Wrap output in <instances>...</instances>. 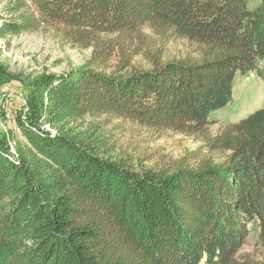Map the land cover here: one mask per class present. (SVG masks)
Masks as SVG:
<instances>
[{
	"label": "trees",
	"instance_id": "obj_1",
	"mask_svg": "<svg viewBox=\"0 0 264 264\" xmlns=\"http://www.w3.org/2000/svg\"><path fill=\"white\" fill-rule=\"evenodd\" d=\"M32 3L40 20L0 23V36L63 26L94 57L27 79L0 63V127L9 86L27 93L15 118L26 145L0 129V264H264L237 260L252 226L264 248V105L209 132L239 77L264 79V0ZM146 28L197 44L200 57L131 67ZM118 50L125 62L107 73ZM87 115L199 135L209 153L136 171L71 131Z\"/></svg>",
	"mask_w": 264,
	"mask_h": 264
},
{
	"label": "rangeland",
	"instance_id": "obj_2",
	"mask_svg": "<svg viewBox=\"0 0 264 264\" xmlns=\"http://www.w3.org/2000/svg\"><path fill=\"white\" fill-rule=\"evenodd\" d=\"M258 3L259 0H251L253 6ZM21 5L23 8L17 10ZM23 17L40 20L32 0H0V23H19ZM144 32L150 36L149 46L138 44L141 51L132 56L131 67L152 70L154 62L157 61L200 57L198 45L187 39L162 36L148 28ZM0 47V63L6 65L12 73L26 79L43 74L58 75L85 65L94 57L93 48H85L81 43L72 41L63 26L44 22L37 23L20 34L0 36ZM122 54L118 50L112 56L107 73L123 66L125 59ZM234 90L236 95L233 104L223 113L215 115L216 120L209 131L211 136H215L232 121L239 120L264 105V79L255 73L239 77ZM8 92L6 120L0 129L10 132L14 139L13 144L24 146L26 140L19 133L15 118L25 104L27 93L18 81L9 86ZM68 127L73 133L79 134L81 139L85 135V140L92 144L101 158L113 160L136 171H141L143 167H152L155 163L171 165L190 156L192 152H200L202 155L209 153L206 140L202 136L159 132L115 117L87 115L69 121ZM44 128L57 131L52 126ZM237 260L239 263H246V260L254 263L264 261V248L256 226H252L250 236L240 249Z\"/></svg>",
	"mask_w": 264,
	"mask_h": 264
}]
</instances>
